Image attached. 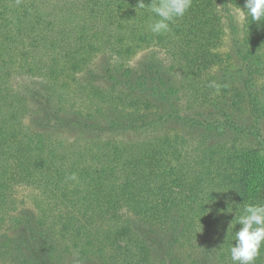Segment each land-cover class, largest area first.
<instances>
[{"label": "trees", "instance_id": "1", "mask_svg": "<svg viewBox=\"0 0 264 264\" xmlns=\"http://www.w3.org/2000/svg\"><path fill=\"white\" fill-rule=\"evenodd\" d=\"M245 2L192 0L156 35L138 0H0V229L13 264H179V242L190 264H232V221L264 203L259 69L246 82L252 126L200 112L222 110L211 82L227 77V32L235 58L264 67V22ZM148 93L165 112L134 119L133 97Z\"/></svg>", "mask_w": 264, "mask_h": 264}, {"label": "rangeland", "instance_id": "2", "mask_svg": "<svg viewBox=\"0 0 264 264\" xmlns=\"http://www.w3.org/2000/svg\"><path fill=\"white\" fill-rule=\"evenodd\" d=\"M240 16L237 17L239 23ZM233 38L227 32L224 38L223 52L228 58L227 62L222 68H227V77L225 80L214 78L211 82L213 96L216 104L219 103L222 110L218 106L206 108L202 110L200 115L203 119H220V112L223 115H228L238 125L250 127L254 123V119L250 113V90L246 86V82L250 78V65L258 68L259 72L253 77L256 83L260 86L264 84V67L259 66L254 58L251 62L246 64L240 59L234 57L233 53ZM261 75V76H260ZM153 94V93H152ZM152 94H144L133 97V104L138 113L133 115L134 119L141 116L142 119H155L165 112V105L159 103ZM23 188L24 194L27 193L26 188ZM21 191V192H22ZM9 232L6 228L0 229V261L3 264H13L17 259L19 251L14 248L9 238ZM173 260L179 264H190V252L185 248L181 242L177 243L171 249Z\"/></svg>", "mask_w": 264, "mask_h": 264}, {"label": "clouds", "instance_id": "3", "mask_svg": "<svg viewBox=\"0 0 264 264\" xmlns=\"http://www.w3.org/2000/svg\"><path fill=\"white\" fill-rule=\"evenodd\" d=\"M191 6L192 0H152L147 6L144 0H138L136 9L150 7L158 19L149 23L148 28L153 34L162 35L168 33L170 24L184 17ZM244 9L239 8V11L245 18L250 17L252 22H264V0H246ZM239 211L238 209L237 212ZM228 212L231 213L229 208ZM234 223L241 227L235 232V245L230 247L232 264H256L264 246V203L244 205L242 213L236 214L230 227Z\"/></svg>", "mask_w": 264, "mask_h": 264}]
</instances>
